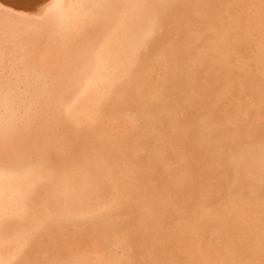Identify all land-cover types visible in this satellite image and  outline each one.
I'll list each match as a JSON object with an SVG mask.
<instances>
[{
    "label": "bare ground",
    "instance_id": "bare-ground-1",
    "mask_svg": "<svg viewBox=\"0 0 264 264\" xmlns=\"http://www.w3.org/2000/svg\"><path fill=\"white\" fill-rule=\"evenodd\" d=\"M0 264H264V0H0Z\"/></svg>",
    "mask_w": 264,
    "mask_h": 264
}]
</instances>
